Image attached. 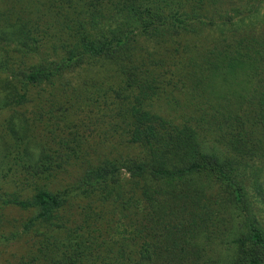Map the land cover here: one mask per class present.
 <instances>
[{"label":"trees","instance_id":"1","mask_svg":"<svg viewBox=\"0 0 264 264\" xmlns=\"http://www.w3.org/2000/svg\"><path fill=\"white\" fill-rule=\"evenodd\" d=\"M229 13L206 0L0 7V206L30 211L12 264H199L225 205L240 210L230 253L206 264H264V20L244 32ZM96 65L111 75L72 88L68 72ZM131 208L132 238L107 223Z\"/></svg>","mask_w":264,"mask_h":264},{"label":"rangeland","instance_id":"2","mask_svg":"<svg viewBox=\"0 0 264 264\" xmlns=\"http://www.w3.org/2000/svg\"><path fill=\"white\" fill-rule=\"evenodd\" d=\"M7 1L8 0H0V7L5 6ZM206 5H211L213 8H217L222 12H230V16L235 18V24L241 27L244 32H251V27L253 25H259L261 21L264 20V0H206ZM252 6L254 9L248 11L250 10L249 8H252ZM236 12L240 13V17L236 16ZM257 29H259V26ZM142 43L150 49L153 48V43L151 41L144 40ZM105 75L109 77L111 75V69H106L100 65H96L78 68L75 71L68 72L66 76L68 78L67 81H70L72 88H74L77 86H84L83 83H85V81L89 78H95L98 80L103 78ZM35 90H38V88H35ZM262 129L263 128H259L256 132L263 138L264 141V131ZM1 145L2 140L0 139V157L4 152V146H7V144H4L3 147H1ZM261 149H264V146H262L259 151H261ZM127 151L124 152L134 154L137 152V149L128 148ZM259 154L260 156L261 154L264 155V152H260ZM23 173L26 174L25 169H23ZM76 173H78L77 167L69 165L68 171L65 173L61 172L57 178V182L55 183L60 185L61 183L69 182L74 179ZM22 176L23 175H21V177ZM120 176L122 177L124 190L126 191L124 196H131L135 198L136 195L131 194L129 191V181L131 177L125 168L121 169ZM261 179L264 183V168L261 173ZM253 195L256 196V193H253ZM252 200H254V198H252ZM219 212L220 214L217 219V226L212 229V233L208 236L210 239H205V236L200 237L201 244L203 243V246H199V254H202L201 259L198 260L199 264L210 263V261L222 262L226 259L228 253H230L228 248L230 246V240L234 238L233 236L236 231L235 225L239 219L240 210H237L235 207L230 205H225L219 208ZM260 213L263 212L260 211ZM71 214H73V219H78L80 217L77 213L71 212ZM29 216L30 211L25 209L3 205L0 206V264L14 263L19 255L25 251V247L29 245L27 243V236L24 234H18L22 223ZM135 218L136 210L131 208L130 212H118V217L115 216V218H113L117 221L116 225L112 224V218L109 217L107 223L110 221L109 227L112 225L111 228L115 227L118 233L126 230L130 234L132 231L130 234L132 238L136 234L135 231L137 230L135 229L139 227L138 223L134 225ZM89 223L91 224L92 220H89Z\"/></svg>","mask_w":264,"mask_h":264}]
</instances>
